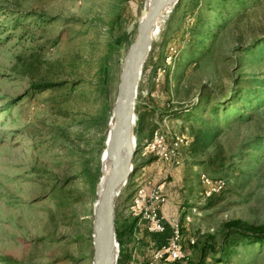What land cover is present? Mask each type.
I'll use <instances>...</instances> for the list:
<instances>
[{
    "label": "rangeland",
    "instance_id": "374dc122",
    "mask_svg": "<svg viewBox=\"0 0 264 264\" xmlns=\"http://www.w3.org/2000/svg\"><path fill=\"white\" fill-rule=\"evenodd\" d=\"M177 2L152 43L135 100L142 109L152 107L147 119L169 140L185 135L189 143L180 146L179 165L135 146L130 186L126 182L116 198L115 218L120 224L134 220L127 206L139 185L165 183L168 227L165 236L157 235L156 247L155 238L139 225L135 257L170 240L171 220L181 225L184 245L194 258L208 237L220 243L228 221L264 226V145L245 146L264 136V105L253 107L250 117L221 134L219 169L195 162L214 157L216 147L194 151L184 115L195 103L226 99L238 87L255 89L253 79L264 78V0H248L244 10L232 13L205 56L188 63L176 62V47L168 45L170 36H163ZM146 3L0 0V257L24 264H92V204L107 121ZM193 21L188 15L173 23L180 32L171 41L181 51L189 43L184 33ZM203 173L223 176L224 191L204 198ZM189 213L191 221H186ZM126 244L129 250L131 243ZM226 264H264V245L238 248Z\"/></svg>",
    "mask_w": 264,
    "mask_h": 264
},
{
    "label": "trees",
    "instance_id": "16d2710c",
    "mask_svg": "<svg viewBox=\"0 0 264 264\" xmlns=\"http://www.w3.org/2000/svg\"><path fill=\"white\" fill-rule=\"evenodd\" d=\"M247 3L248 0H178L163 33L164 38L170 36L168 45L176 47V52L173 53L175 60L177 59L176 62L184 61L188 63L190 60L198 61L201 57L205 56L209 50L210 44L215 39L216 34L218 33L223 22L227 20V18H229L230 15L235 11L244 10V5ZM180 8H182V10L180 14H178ZM188 15L193 16L194 21L187 27V31L184 33L185 37L189 36V43L187 44V47L181 51L179 44L175 41H171V38H174L176 36L175 34L180 32L179 29H173V23L177 18L183 19ZM260 44L261 46H264V40ZM245 50H247V54L251 52V50L247 47ZM180 52H182V55L178 57ZM160 56L161 55L158 56L159 60L157 59L155 62V68H157L160 64ZM181 67H184V65ZM253 80L257 82L256 86L254 87L255 89L244 90L246 87H238L236 92L226 99H215L214 101L206 100V102L201 101L195 103L192 108L185 109L186 112L184 111V115L187 114V118L190 120L191 135L193 137L192 146L194 151H205L211 146L216 147L214 157L207 160H197L195 162H202L208 167L217 166V169H219V166L216 164L221 159L220 154L222 153V149H220L221 145L219 140L221 134L234 124L250 117V113L248 111H252L253 107L257 105H264V78H256ZM45 86L46 89L54 87L55 85ZM151 108L152 107L150 105L144 109H142L141 106H138V104L135 105L136 124L134 128V134L137 142L136 146L138 147L142 145L145 139L151 137L154 131L158 130L156 129L157 127L153 126L147 119L148 113L152 112ZM208 109L209 115L207 116L205 114L206 110ZM159 110L163 111L164 109L159 108ZM190 111L192 114L189 113ZM182 113L183 111H176L173 114ZM260 142L264 145L263 135L245 142V146L254 148L256 146H260ZM221 166V168L225 167L227 170H231L232 168V166L229 164L226 166L222 165L221 163ZM214 171L220 172L219 170L215 169ZM129 182L130 181L127 182V185L129 184L128 186H130ZM115 224L120 248L118 264H122L121 261L126 242L131 243V247H129V250H127V258L130 262L132 246L134 248L135 241H138V239H135V237L132 235V231L135 229V227H138L137 220L134 218V220L128 221L125 227L120 228L118 226V219L116 217ZM224 226L225 230L220 243L214 244L211 242V240L214 238L212 236L208 237V241L200 246L199 253L195 258L190 256L183 260H176L170 263L159 262L157 264H226L228 259H231L233 252L238 248L252 246L253 244L264 245V226L249 225L240 220L228 221L224 224ZM143 228L147 232L145 226ZM167 231L168 230L162 234L149 233L152 239L155 238L154 241L156 240V247H158L160 244L158 243L159 237L157 235L163 237L166 235ZM169 241L170 240H166V243ZM194 244H196V242ZM153 252L154 250H152L151 253H149V255L146 257L145 264H147ZM0 263L24 264L12 257H0Z\"/></svg>",
    "mask_w": 264,
    "mask_h": 264
},
{
    "label": "water",
    "instance_id": "95a60500",
    "mask_svg": "<svg viewBox=\"0 0 264 264\" xmlns=\"http://www.w3.org/2000/svg\"><path fill=\"white\" fill-rule=\"evenodd\" d=\"M167 2L168 0H156L145 21L138 26V35L132 42L126 57V68L122 74L118 97L119 112L112 134L110 178L104 189L97 217L99 227L97 264H111L113 247L115 243L119 244L115 227V201L121 191L120 185L127 181L124 179V174L129 166L123 159L122 143L131 119L136 123L135 99L138 79L142 73L140 56L142 51L150 45V34L162 11L166 8ZM133 136L135 138L134 130Z\"/></svg>",
    "mask_w": 264,
    "mask_h": 264
},
{
    "label": "built area",
    "instance_id": "2783aa9c",
    "mask_svg": "<svg viewBox=\"0 0 264 264\" xmlns=\"http://www.w3.org/2000/svg\"><path fill=\"white\" fill-rule=\"evenodd\" d=\"M188 143L189 140L185 135H175L169 140L158 129L153 132L151 137L143 141L141 148H143L144 154L154 155L164 163L179 165L182 159L179 153L180 146ZM132 166H135L134 163ZM200 182L202 186L201 194L204 198H209L222 192L227 184L225 178L212 177L206 173L201 174ZM164 184L153 186L139 185L127 206L130 216L137 219V225H144L150 234H162L167 230V219L162 213V207L167 201L162 189ZM185 219L186 221H191V214H186ZM171 225L172 236L170 241L156 249L147 264L170 263L189 257L184 245L181 225L175 220H171ZM195 242L194 237H189L190 244Z\"/></svg>",
    "mask_w": 264,
    "mask_h": 264
},
{
    "label": "bare ground",
    "instance_id": "6f19581e",
    "mask_svg": "<svg viewBox=\"0 0 264 264\" xmlns=\"http://www.w3.org/2000/svg\"><path fill=\"white\" fill-rule=\"evenodd\" d=\"M155 2L156 0H147L145 9L142 12V15L140 17L139 25H141L145 21L148 14L153 9ZM176 2L177 0H168L166 8L162 11L161 16L158 18L157 22L155 23L152 29V32L150 34V45H148L142 51L141 56H140V63H141L142 68L145 63L148 53L152 49L153 41L157 40L159 36L161 35L163 25L166 22V19L168 18V16L170 15L171 11L173 10V7ZM125 68H126V59H125V63L122 64L120 82H121L122 74ZM139 79H138V82H139ZM120 82H119V91H120ZM119 91H118V96L110 112L109 119L107 121V131H106V136H105V141H104V147L102 149L101 156H100L101 176H100L99 183H98L97 196L92 204V247L95 252V256H94L92 264H97V261H98L97 245H98L99 227H98L97 217H98V213H99L100 206H101V198H102L104 189L107 185V182L110 178V169H111V164H112V134H113L114 126L116 123V118L119 112V106H118ZM135 124L136 123L133 122V119H131V121L128 124V129L126 131V134L124 136L123 143H122L123 159H124V162L127 165H129L128 168L125 170V174H124V179L127 180L126 182H128L131 174L134 171V167L132 166L133 165L132 159H133V154H134L133 152H135V148H136L135 147L136 140L133 136V128ZM125 184L126 183H122L120 185V189H122V187ZM118 255H119V244L115 243L113 250H112L111 264H117V260L119 257Z\"/></svg>",
    "mask_w": 264,
    "mask_h": 264
},
{
    "label": "crops",
    "instance_id": "0c3cea01",
    "mask_svg": "<svg viewBox=\"0 0 264 264\" xmlns=\"http://www.w3.org/2000/svg\"><path fill=\"white\" fill-rule=\"evenodd\" d=\"M167 198V197H166ZM166 208H167V205H166V203L163 205V207H162V213L164 214V215H166L167 214V210H166ZM121 210H119V212H120ZM118 219H119V217H118ZM128 223V222H127ZM127 223L126 222H123V224H120V223H118V226L120 227V228H123V227H125L126 225H127ZM137 226H139V225H137ZM140 226H143V225H140ZM142 230V228L141 227H135V229L132 231L133 232V234L135 235L134 237H135V239H139V236L137 235V232L139 233L140 231ZM136 232V233H135ZM132 234V235H133ZM140 234V233H139ZM151 242H152V240H151ZM135 243L138 245V241H135ZM135 244V245H136ZM125 246H126V244H125ZM131 246V244H129V247ZM135 248H137V246H134ZM185 247H186V249H189L188 247L189 246H187V244H185ZM131 249V248H130ZM188 253H189V257L191 256L192 257V253L191 252H189L188 251ZM135 254H136V252H133V250L131 249V259H130V262L128 261V258H127V249H124V254H123V257H122V264H145L146 262H145V260H146V257L149 255V253L148 254H146V255H144V254H142V255H139V257L137 256V257H135ZM193 257H194V252H193ZM145 258V259H144ZM125 260H126V262H125ZM141 260V261H140ZM164 263V262H163Z\"/></svg>",
    "mask_w": 264,
    "mask_h": 264
}]
</instances>
